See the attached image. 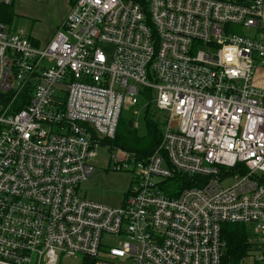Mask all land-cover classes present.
Returning a JSON list of instances; mask_svg holds the SVG:
<instances>
[{"label":"built area","instance_id":"built-area-1","mask_svg":"<svg viewBox=\"0 0 264 264\" xmlns=\"http://www.w3.org/2000/svg\"><path fill=\"white\" fill-rule=\"evenodd\" d=\"M147 90L168 116L112 153L123 203L81 196ZM0 93V264H223L226 223L264 264V0H76L45 43L0 20Z\"/></svg>","mask_w":264,"mask_h":264},{"label":"rangeland","instance_id":"rangeland-1","mask_svg":"<svg viewBox=\"0 0 264 264\" xmlns=\"http://www.w3.org/2000/svg\"><path fill=\"white\" fill-rule=\"evenodd\" d=\"M75 1L14 0L10 5L14 8L15 16L7 25L12 30L22 31L25 35L32 36L36 43H45L52 38L57 30L61 29ZM145 102L146 100L133 107L127 106L122 112L126 121H133L135 132L138 135L146 133L147 119L156 120L160 128H164V121L168 116L167 111L159 110L154 103L147 106L148 104L145 105ZM103 146H99L98 155L94 159L97 170L88 181L80 184L79 194L93 201L119 206L123 203L134 181L133 166L131 164L129 169H114L110 159L112 153L118 154L120 149L116 147L111 149L107 145ZM234 181V178L230 176L223 181V185L229 186ZM169 183L166 185L167 188ZM175 185L176 183H172V186ZM107 241L111 245H116L120 240L108 237ZM254 254L252 251L249 257L253 259ZM79 257L78 259L65 258L60 264H80L81 256Z\"/></svg>","mask_w":264,"mask_h":264},{"label":"trees","instance_id":"trees-1","mask_svg":"<svg viewBox=\"0 0 264 264\" xmlns=\"http://www.w3.org/2000/svg\"><path fill=\"white\" fill-rule=\"evenodd\" d=\"M14 16L15 11L11 5L0 4L1 21L10 23V20H13ZM147 92L148 94L145 95V98H141L140 103L144 102L145 99H152L151 90H147ZM0 96V101H4V99L7 98L2 94ZM149 105L152 104L149 103ZM19 107L20 106L16 108L19 109ZM122 114L115 138L106 140L104 143L110 144L113 148L116 147L129 152H134L139 159L146 158L159 145L162 138V128H160V125L156 120L147 119L146 133L138 135L137 132H135L133 121H126ZM251 236V231L245 224H224L223 238L226 241V247L223 264H251V262H249V256L253 250Z\"/></svg>","mask_w":264,"mask_h":264},{"label":"bare ground","instance_id":"bare-ground-1","mask_svg":"<svg viewBox=\"0 0 264 264\" xmlns=\"http://www.w3.org/2000/svg\"><path fill=\"white\" fill-rule=\"evenodd\" d=\"M0 95H1V94H0ZM0 97H1V96H0ZM134 125H135V124H134ZM104 146H105V145H104ZM104 146H103V147H104ZM112 147H113V146H112ZM113 151H114V150H113ZM233 224H234V223H233Z\"/></svg>","mask_w":264,"mask_h":264}]
</instances>
